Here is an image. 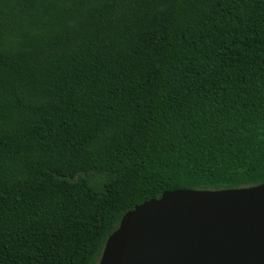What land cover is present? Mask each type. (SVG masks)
<instances>
[{
  "label": "trees",
  "instance_id": "16d2710c",
  "mask_svg": "<svg viewBox=\"0 0 264 264\" xmlns=\"http://www.w3.org/2000/svg\"><path fill=\"white\" fill-rule=\"evenodd\" d=\"M264 181V0H0V264H97L134 205Z\"/></svg>",
  "mask_w": 264,
  "mask_h": 264
},
{
  "label": "water",
  "instance_id": "95a60500",
  "mask_svg": "<svg viewBox=\"0 0 264 264\" xmlns=\"http://www.w3.org/2000/svg\"><path fill=\"white\" fill-rule=\"evenodd\" d=\"M97 264H264V181L144 200L121 216Z\"/></svg>",
  "mask_w": 264,
  "mask_h": 264
}]
</instances>
